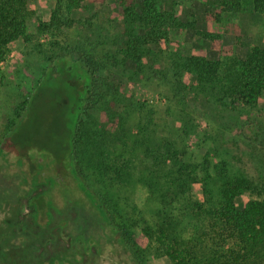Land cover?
<instances>
[{"label":"rangeland","instance_id":"1","mask_svg":"<svg viewBox=\"0 0 264 264\" xmlns=\"http://www.w3.org/2000/svg\"><path fill=\"white\" fill-rule=\"evenodd\" d=\"M122 1L83 0L69 10L65 1L32 0L34 13L27 19V38L9 43L0 61V192L6 195L0 202L4 206L0 221L7 214L16 237L0 249V264H138L130 248L117 239L106 216L84 194L81 182L70 174L66 151L76 133L75 117L85 91L81 79L93 77L104 93L117 91L121 99L89 110L85 132L112 130L125 103H145L146 111L162 112L168 123L171 83L160 79L163 75L144 78L153 65L160 66L161 56L171 58L170 67L191 55L218 61L225 82L251 48L264 47V16L255 12L250 0L243 1L239 12L223 13L219 20L213 14L219 0H155L163 16H153L164 29L169 27V36L159 37L157 44L152 37L145 44L141 68H137L126 49L131 38L147 39L145 23L129 10L138 9L145 0H124L125 5ZM208 14L213 20H206ZM41 23L49 24L43 29ZM207 32L215 38H207ZM81 44L83 50L78 48ZM149 50L156 59L154 64ZM100 53L108 59L101 62ZM197 87L195 84L184 105V116H194V126L199 129L186 137L192 150L198 149L199 133L209 131L208 120L214 121L215 110L231 123L240 115L260 116L264 122V94L255 106L233 110L222 87ZM141 189L138 184L128 189L127 210L133 219L148 204L149 193ZM254 197L246 193L242 200ZM43 202L44 212L40 209ZM21 214L28 216L29 224L15 226ZM132 233L137 245L145 247L144 264H170L153 244L145 245L141 226ZM22 249H26L23 254L10 257L11 251Z\"/></svg>","mask_w":264,"mask_h":264},{"label":"trees","instance_id":"2","mask_svg":"<svg viewBox=\"0 0 264 264\" xmlns=\"http://www.w3.org/2000/svg\"><path fill=\"white\" fill-rule=\"evenodd\" d=\"M63 1L71 10L83 0H59ZM243 1L219 0L214 20H219L223 13L239 12ZM250 2L255 12L264 16V0ZM135 9L129 12L141 17L147 39L131 38L126 54L141 68L145 44L152 37L156 44L159 37H168L169 27L164 29L155 17L163 16L156 1H142ZM33 13L32 0H0V61L8 52L9 43L27 38V19ZM206 20H213V15L208 14ZM48 24L41 23L40 27L45 29ZM206 36L215 38L208 32ZM81 45L78 48L83 50ZM149 54L152 56V51ZM99 57L104 62L109 56L100 53ZM152 60L156 63L153 56ZM170 60L161 56L160 66L153 65L148 71L151 73L144 76L150 80L154 75H163L160 79L171 83L168 88L172 104L166 109L171 119L168 123L162 112L146 111L145 103H125L123 118L115 121L112 130L85 132L89 110L121 99L117 91L104 93L93 77L80 80L85 91L81 92L82 104L75 117L76 133L66 151L70 174L81 182L84 194L106 216L108 225L118 233L117 239L130 248L138 264H144L145 247L137 245L132 230L139 226L145 245L153 244L168 257L170 264H264L263 120L260 116L240 115L231 123L223 118L225 114L215 110L214 121L207 119L209 131L199 133L198 149L192 150L186 137L190 131L195 133L199 129L194 126V116L189 119L184 116L187 95L195 90V84L199 90L222 87L233 110L259 103L264 94V47L251 48L225 82L220 78L218 61L191 55L180 63L172 59L175 65L170 67ZM214 106L216 109L217 105ZM137 184L140 189L144 187L141 190L149 193V197L148 204L137 211L139 218L133 219L126 199L130 186ZM246 193L255 197L242 200ZM2 199L6 200L3 191L0 202ZM40 209L44 212L45 202ZM5 215L0 221V249L16 238ZM20 218L14 222L15 226L28 223L27 215L21 214ZM25 250L11 251L9 255L16 258Z\"/></svg>","mask_w":264,"mask_h":264}]
</instances>
